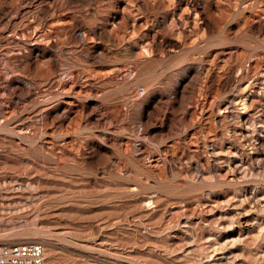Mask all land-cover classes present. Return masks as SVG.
Masks as SVG:
<instances>
[{"label":"rangeland","instance_id":"obj_1","mask_svg":"<svg viewBox=\"0 0 264 264\" xmlns=\"http://www.w3.org/2000/svg\"><path fill=\"white\" fill-rule=\"evenodd\" d=\"M45 264H264V0H0V245Z\"/></svg>","mask_w":264,"mask_h":264},{"label":"built area","instance_id":"obj_2","mask_svg":"<svg viewBox=\"0 0 264 264\" xmlns=\"http://www.w3.org/2000/svg\"><path fill=\"white\" fill-rule=\"evenodd\" d=\"M45 246L39 241H19L0 245V264H45Z\"/></svg>","mask_w":264,"mask_h":264}]
</instances>
